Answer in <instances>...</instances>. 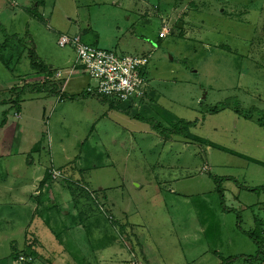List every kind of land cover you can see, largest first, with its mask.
<instances>
[{
  "label": "rangeland",
  "instance_id": "obj_1",
  "mask_svg": "<svg viewBox=\"0 0 264 264\" xmlns=\"http://www.w3.org/2000/svg\"><path fill=\"white\" fill-rule=\"evenodd\" d=\"M44 1L37 20L23 0H0V44L23 38L66 78V96L91 81L71 73L76 55L58 46L60 33L149 55L150 84L137 106L123 105L129 112L30 92L20 115L0 104V185L17 193L46 167H67L59 171L80 198L59 186L64 197L36 216L0 201V264H264L249 236L264 227V166L254 162H264V0ZM13 71L0 62V102L45 77L27 52ZM27 238L37 240L35 259Z\"/></svg>",
  "mask_w": 264,
  "mask_h": 264
},
{
  "label": "built area",
  "instance_id": "obj_2",
  "mask_svg": "<svg viewBox=\"0 0 264 264\" xmlns=\"http://www.w3.org/2000/svg\"><path fill=\"white\" fill-rule=\"evenodd\" d=\"M169 33L170 30L164 27L159 38H166ZM57 43L59 47H70L75 52L71 73L81 69L90 79L91 83L85 91L87 95L115 103H131L132 106H137L147 95L150 84L149 55H118L113 51L86 44L78 35L60 34ZM55 77L62 76L56 73ZM50 173L54 179L62 177L59 171L53 170Z\"/></svg>",
  "mask_w": 264,
  "mask_h": 264
},
{
  "label": "trees",
  "instance_id": "obj_3",
  "mask_svg": "<svg viewBox=\"0 0 264 264\" xmlns=\"http://www.w3.org/2000/svg\"><path fill=\"white\" fill-rule=\"evenodd\" d=\"M37 5V6H36ZM35 7H32L28 10V13L32 15L35 19L41 20V15L38 12V7L43 5V1L39 0L36 1ZM7 30L2 29V32L6 34ZM27 42L23 40V38H17L15 35H12V37H8L4 42L0 44V62L2 65L9 70L10 72H14V64L19 63L21 61L22 55L27 52V57L30 62V67L34 75H40L44 74V79H42L39 82H33L30 83L29 81H25V83L16 84L15 86L11 87L9 89V92L11 93V96L8 101L3 100L0 102L1 105H8L10 103H13V108L18 113L20 111L21 102H22V96L26 92L30 93H36V94H51L52 96L58 97L59 100L64 99L65 94L62 93V87L64 85V80L55 78V72L51 70L45 63L40 61L35 53V51L30 47L25 45ZM22 80V79H21ZM20 80V81H21ZM87 95V94H86ZM89 96V95H88ZM103 103L108 104V106L113 108H119L124 107L123 105H126L127 103H115L113 101H109L105 98H99ZM14 99V100H13ZM69 100L75 99L73 96L68 98ZM132 108L124 107L122 109H125L126 111H130ZM136 118H139L138 116H135ZM249 118V116H247ZM7 122V119L4 118L1 122V126L3 127ZM258 123L261 126H264V121L261 119L258 120ZM161 126L154 125L153 129H159ZM160 131V130H159ZM199 141V140H198ZM264 166V162L260 161H254ZM46 180L42 181L40 184V187L43 186V184L49 180H51L50 175L47 174L45 176ZM250 238L256 241L257 244V256L264 253V227H256L255 231L251 233ZM263 239V242H258V239ZM37 246V240L33 239L31 242H29V239H26V247L24 250V253H26L28 256H30L32 259L37 258L39 256V252L36 250Z\"/></svg>",
  "mask_w": 264,
  "mask_h": 264
},
{
  "label": "crops",
  "instance_id": "obj_4",
  "mask_svg": "<svg viewBox=\"0 0 264 264\" xmlns=\"http://www.w3.org/2000/svg\"><path fill=\"white\" fill-rule=\"evenodd\" d=\"M23 1L25 2L23 8L25 9L26 12L29 9H31L32 7H35V5H36V0H23ZM42 1H43V5L38 7V12H39V9L45 5V1L44 0H42ZM78 36H80V35H78ZM74 62H75V60H74ZM49 68H51V67H49ZM51 70L53 72H55V74L57 73V70H53L52 68H51ZM75 73L84 74L81 69H78ZM59 79H61V78H59ZM62 80H64V82H66V78H64L63 76H62ZM85 91L82 94H78V95H71V96H66L65 95V98L68 99L69 97L73 96L75 99H71L70 101H77L78 99L85 98V97H90V98L94 97V98L98 99L95 96L86 95ZM62 92H63V89H62ZM98 100H100V99H98ZM15 114L16 115L17 114L20 115V111L18 113L16 112ZM6 124H8V123H6ZM6 124H5V127L8 128V126ZM27 160H28V157H27ZM31 163H32V160H31ZM51 168L54 169L55 167L53 165H50V166L46 167L44 169V172L40 173V175L35 179V181H32V183H30L31 185H27L28 183L26 181L20 182V184H21L20 186L22 188L20 190H18L17 193H13V190L10 187H7L6 183L5 184H1L0 185V201H4V200L12 201L15 198L16 201H14V202H20L21 204L24 205L23 208L31 207L32 211L34 212L33 216L37 215L38 211L40 210L39 207H41L42 208L41 210H43L44 212H48V213L52 212L53 210H51L50 204H55V201L53 200V196L58 194L61 198H63L64 197L63 194L59 191V189H61V188L62 189L67 188V189H69L71 191V189L69 187L71 180H69L66 176H64L63 173H61L59 171L61 169H66L67 170V167H61L59 170L56 169V171H59L62 174V178H64L63 182L58 183V182H53V180H49V181L45 182L43 184V186L40 187V185H41L40 183L42 181H44V179L46 180L45 176L48 173L51 174L50 173L51 172ZM81 171H84V168ZM80 175H81V173H80ZM68 176H71V175L69 174ZM50 178H51V176H50ZM59 186L61 188H59ZM57 188H59V189L57 190ZM100 190L103 191L104 188L102 187V188H100ZM72 191H71V193H72ZM54 192H55V194H54ZM101 194L102 195L104 194V197L106 198V201H107L106 194L103 193V192ZM14 196H16V197H14ZM77 196H78L77 194L73 195V193H72L73 200H75V202L77 204H79L80 198H78ZM32 198H34L35 201H34V203L31 204ZM48 198H50L53 203L48 202V200H49ZM17 200H19V201H17ZM77 204L74 206V208L79 210L80 208H78ZM79 213H80V210H79ZM68 215H70L69 212H68ZM52 216H54V217H52L53 222L56 223L58 221L57 217L55 215H52ZM256 224H258V223L256 222ZM261 225H264V224H261ZM24 246L26 247V240H25V245ZM147 258L148 257L144 254V259L143 260H144L145 263H147L149 261V259H147ZM43 263L47 264L46 261H43Z\"/></svg>",
  "mask_w": 264,
  "mask_h": 264
}]
</instances>
